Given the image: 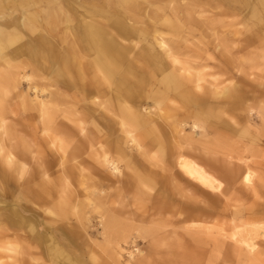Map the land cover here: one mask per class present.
<instances>
[{
	"label": "bare ground",
	"instance_id": "obj_1",
	"mask_svg": "<svg viewBox=\"0 0 264 264\" xmlns=\"http://www.w3.org/2000/svg\"><path fill=\"white\" fill-rule=\"evenodd\" d=\"M43 1L0 0V54L12 46L5 54L7 71L0 74V81L10 84L21 97L23 107L30 109L25 124H32L35 129L40 127L47 133L36 140L28 130L29 142L23 145L24 138L18 127L20 121L16 119L7 124L0 101L1 161L11 171L19 170L20 174L24 167L30 166L28 162H36V171L41 177L35 183V192L30 191L28 206H22L26 197L17 196L19 205L5 210L7 214H4L14 223L17 220L25 223L30 241L45 243L49 253L54 255L62 252L60 244L65 242L67 235L57 231L60 228L51 218L57 212L62 214V201L69 198L72 209L83 208V213L78 215L80 222L84 221L82 227L90 221L88 213H97L101 236L112 243L109 257L113 264H154V261L157 264H189L194 254L174 249L167 254L159 252L158 247L165 243V238L155 234L149 222L142 218V212L155 209L163 213L166 209L173 213V218L178 215L188 218L191 210L198 209L207 214V219L218 213L215 206L223 201V196L241 193L238 197L241 199L246 193L251 196L262 191L264 176L256 178L255 171L247 163L227 165L226 162H249V157L241 152L227 151L224 142L241 139L238 136L243 129L252 125L250 116L236 111L245 110L249 115L254 111L264 124V82L256 83L257 90H253L252 82L241 81L237 71L227 79L219 78L225 72L210 71L212 67L207 61L214 57L209 51L194 49L187 37L182 41L184 44H180L181 40L171 44L162 29L165 26L176 29L173 20L190 23L192 32L196 30L194 27L210 31L224 29L236 54L243 55L239 58L241 61L245 63L248 59L254 63L259 57L263 61L264 55L252 54L251 57L248 49L260 45L259 49L264 51V0H231L233 4L229 6L233 14L229 20H207L208 17L198 20L194 14L205 17L207 9L202 4H208L206 0H193L192 10L182 9L183 5L179 4L180 10L171 7L167 12L163 9L158 16L146 14L130 0H106V4L103 0H66L67 6L75 5L73 9L78 6L82 12L80 22L71 26L73 18L67 11L65 28L69 30L67 35L72 38L73 45L69 44L66 52L58 57L55 46L47 44L41 35L36 44L24 42L14 46L21 37L19 27L35 29L31 20L33 12L38 11L26 9ZM47 1V5L57 3L58 9L64 4L58 0ZM5 5L11 6L13 11L5 14ZM41 8L44 10V6ZM246 17L250 18L249 24L245 22ZM241 34L244 39L237 42ZM244 40L254 46L249 47L251 45L243 43ZM24 55L28 58L21 60V64L13 66L9 62ZM34 56L45 61V65L32 64L30 58ZM70 59L75 63L73 71L69 67ZM27 67H31V71L26 70ZM34 73L49 83L28 85L33 91V96H29L26 90L20 89V83L22 79L32 83ZM253 91L259 92L255 100L253 96L248 103V95L254 94ZM172 95L180 96L185 105H194L198 111L194 114L196 117L202 115L190 126L197 137L182 133L186 121L167 122V113L161 104ZM141 101H147L146 108L153 110L140 114L142 110L136 104ZM49 129L51 133L47 132ZM7 136L13 143L4 156L2 144ZM258 140L261 139L257 136L253 139L254 142ZM17 147L19 154L29 153V160L26 154L14 159L13 148L17 150ZM214 153L216 156H212ZM49 166L55 168L53 177L48 175ZM68 173L78 177L75 188ZM180 173L202 187L203 195L201 201L197 197L198 205L189 195L178 196L182 205L176 200V192L170 185H176ZM1 203H4L2 199ZM115 204L133 206L127 212L131 222L120 226L118 216L111 210ZM22 207L30 211L28 217L24 218ZM232 208L233 212L223 214L231 215L233 221L251 213V209H239L236 205ZM3 211L0 206V217ZM201 228L211 234V228ZM113 230L114 236L108 234ZM14 235L0 232V238L10 239ZM136 237L145 242L144 248L138 252L129 250L126 261L120 263L121 243L127 244L130 238ZM180 238L184 240L183 236ZM225 238L222 229H216L210 257L217 259L218 264H256L264 256V226L240 229L235 225L228 242ZM170 241V244L174 242L173 237Z\"/></svg>",
	"mask_w": 264,
	"mask_h": 264
},
{
	"label": "rangeland",
	"instance_id": "obj_2",
	"mask_svg": "<svg viewBox=\"0 0 264 264\" xmlns=\"http://www.w3.org/2000/svg\"><path fill=\"white\" fill-rule=\"evenodd\" d=\"M58 1L64 3L62 4L60 9H58L59 7L56 6L57 3H50L47 5V3L49 2L47 0L26 9L28 11L30 10L31 12L38 11L33 12V17L31 20L35 23V29L33 31H30L26 26L19 27L18 30L20 31L21 37L18 41L15 42L14 46H18L24 42H31L33 44H36L39 41V35H41L44 36L47 44H53L55 46L58 52L56 56L58 57L62 53L66 52L67 46L69 44H71V46L73 45L72 38L67 35L69 34V30L67 31V29L65 28L67 24V11H69L71 18H73L71 21L73 23L71 24L72 26L80 22L79 17L81 15L82 9L78 6L77 9H73L72 7L75 5H73L71 9L65 4L66 0ZM206 1L208 2V4H202L207 9L205 17H197L196 14H194V16L198 20H204L206 17H208L207 20L230 19L229 16L233 14L229 6V4H233L231 0ZM130 2L134 7L139 6L144 9L146 11V14L148 15L158 16L160 15L159 13H162L163 9L168 12L171 7H174V9L176 8V10L178 11L181 9V5H183L182 9H186L187 11L192 10L191 4L193 0H130ZM102 3L106 4L107 2L106 0H103ZM179 4H181L180 9ZM43 6L44 10L41 8ZM8 7L9 5L4 6L3 12H5V14L13 11V8H11V6L9 8ZM156 7L159 8L158 11L156 10ZM213 7H222V9H215ZM18 8L19 10H21L19 6ZM242 9L245 10V7H243ZM19 10H17L16 13H19ZM50 11L53 12L48 17V13ZM235 17L237 18L238 16L235 15ZM249 20L250 18L246 17L245 22L249 24ZM174 23L176 24V29H170L166 26L162 29L164 37L170 40L171 44H173V41L175 40H181L180 44H184V42L182 41L187 37L190 41L193 42L192 46L194 49L198 48V50L200 51H209V53L214 57L212 59H208L207 61L212 67L210 68V71L214 72L215 69H219V71L225 72L223 76L221 74L219 78L227 79V76L229 74L232 75L237 71L236 74L240 77L241 81L252 82L251 89L253 90H257L256 83L264 82V60H261L262 57L255 59V65L253 61H250L248 59L245 63L241 61L239 58H241V56L243 55L236 54V51L230 44L229 37L224 32V29L214 28V30L210 31L209 29L205 30L200 27H194L196 30L192 32V25L190 23H179L176 20H173L172 25ZM214 27L217 26L215 25ZM239 39L243 40L244 36L242 34L239 35V37L236 38V41L239 42ZM243 43L250 44L251 46L249 47L254 46L249 41L246 42L244 40ZM259 46L248 49L251 57L252 54H257L258 56L264 55V51H261L259 49ZM11 47L6 48L3 51V55L0 54V74H3L4 70L7 71V69L4 68L6 67L7 60L4 59L7 58V56H5V54L7 55V49L10 50ZM262 48L264 49V46ZM34 57H29L32 64H36V66L39 64L45 65V61H40L38 56L35 58ZM27 58L28 57L24 55L20 58L14 59L15 61L9 60V62L14 66V64H21V62L23 60H26ZM236 58L238 64H236ZM70 60L71 61L69 63V67L73 71L75 63L73 59ZM75 60L77 61L76 58ZM223 61H225L226 64L220 65V63H223ZM220 66L222 67V70ZM30 68L27 67L26 70L31 71ZM31 78L32 83H29L30 81L28 82L25 79H22L20 83V89L26 90L25 92L29 96H33V91L28 88V85L30 86L35 83L39 85L49 83L48 80L36 73H34V76L32 75ZM57 86H59L58 83ZM3 88L4 91L6 88V92L1 91L3 90ZM7 91L9 93H7ZM258 92L259 91H253L254 94H249V102L248 99L247 102L251 103L250 98H252L253 96L255 100V94H258ZM0 93L2 94V96L0 97V101L2 104L1 108L4 107V115L7 117V124L16 121V119L20 121L21 125H18V127L19 131H22L20 132V134H22V137L24 138L23 145L29 142V138L27 135L28 130H31V137L33 136L36 140L42 138V136L43 138L47 136V133H45V131L43 130H40V127H37L35 129L32 124H29V126L25 124V121L28 120L27 116L30 113V109L27 110L23 107V104L21 103V97H18L17 92H15L12 86L10 84H7L6 81H0ZM146 102L144 103L141 101L136 104L139 105L140 109L142 110V112L140 113L142 115H145L150 109L153 110L152 108H146ZM161 107L163 108V111L167 113V122L173 121L175 123H180L182 120H184L187 123L182 125V133L185 135H192L197 137L193 132L194 130H192L190 126L195 118H200L202 117V115L199 114L197 117L194 115L198 112L197 109H194V105H185L180 96L172 95L168 100L164 101L161 104ZM236 113H239L242 116H250L252 125L250 128L243 129V133L238 136L241 137V139H231V141L229 142H224V148L227 151H231L232 153L241 152L246 154L249 157V162L226 163L229 166L247 163L252 168V170L255 171L256 178L258 177V175L264 176V124L257 117L254 111L252 115H249L245 110L236 111ZM229 123L231 124L232 122L230 121ZM26 127H30V129ZM196 130L199 131V129ZM47 132L51 133V130L49 129V131ZM256 136L260 137L261 140L254 142L253 139H256ZM210 138L213 140L214 137L212 136V134H210ZM4 143L5 144H2L3 150L1 154L6 156L10 152L9 146L13 143V141L11 142L7 136L5 137ZM183 146L184 148H187L185 144H183ZM19 149L20 148L15 150V148H13V154L15 155L14 159L18 157L22 158L23 155L26 154L28 157L27 160H29V153L23 151L22 154H19ZM47 153L48 156H50L51 152L49 150H47ZM212 156H216V153H214ZM28 163L30 164V166L26 167V169L24 167L22 169V174H20L19 170L11 171V169H8L0 159V199L4 201V203H1L0 205L4 210L0 217V232L5 231L9 234L15 233V235L10 239L0 238V264H113V261L109 257L112 243H110L108 240L105 241L102 238L100 233L102 231V227L101 225H99L97 213H88L87 216L89 217L90 221L88 223H85V225L82 227L81 225L84 221L80 222V217L78 215H81L83 213V208L81 209L80 206L79 209H72L70 206L71 203L68 202L69 198H66L65 202L62 201L60 207L62 214H59L57 212L56 215L51 218V221L54 223V225L60 228L57 231L67 235V239L65 240V242L60 244L62 247V252H57L54 255H51L49 253V250L47 248L48 246L45 243L35 244L30 241V231L27 229L28 227L25 225V223L20 224L18 220L15 221L16 223H14L13 219L9 217V215L4 214V212L7 214L6 211L11 208H16L19 205L16 198L17 196H22L23 199L26 197L27 199H24V201H22V206H28V196H30V191L35 192V183L41 180L40 175L36 171L38 166L36 162ZM158 163L160 164L161 162ZM120 167H123L122 164H120ZM54 171L55 168L52 169V166L48 167V175L50 177L56 175V172ZM68 175L72 187L75 188V185L78 184L79 181L78 177L69 173ZM263 184L264 182L261 184V186ZM170 186L172 191L176 192L175 195L177 197H175L180 204L181 202L178 196L181 194L194 197V199H196L194 200V202H197V205L199 204V201L197 200L198 196V199L201 201L200 197L203 195L202 187L197 185L193 181H189L187 176L183 173H180L178 175L176 185ZM39 194L42 193L39 192ZM67 195L68 194L66 191V197ZM240 195L241 193H230L226 197L223 196V201L219 205L215 206L218 213L214 214L213 217H207V219H205L207 214L201 212L198 209L191 210L188 218L183 215H178L173 218L171 216L173 215V213H169L166 209L162 210L163 213L155 209H151L144 213L142 212V218H145L149 222L150 226L153 227L156 235H159L161 239L165 238V243L158 247L160 253L167 254L170 249H174L180 253L194 254L196 258L194 257V260H191L189 264H218L217 259H215L214 257H210L213 249L212 244H214L213 236L216 234V229H222V232H224L226 236L225 241L228 242L230 232L234 230L235 225H237L240 229H250L254 226H264V185L262 191L259 192V194L250 196L246 193L244 197L242 196V198L239 199L238 197ZM234 204L238 206L239 209H251V213H246L244 217H239L240 219L238 218V220L233 221L231 215L228 216L223 213L233 212L234 209L232 207L235 206ZM132 208L133 206H126L124 204H115L113 209L111 208V210L118 216L120 226L126 225L131 222V220L129 219L130 215L127 212H130L129 210H132ZM21 212L24 218L30 215V211L26 207H22ZM246 223H249V225H246ZM200 226L211 228V234L205 232L202 228L200 229ZM114 231L115 230L110 231L108 234L114 236ZM180 236L184 237L183 241L181 240ZM172 237L174 242L170 244V240ZM131 238L134 237L132 236ZM131 238L128 240L127 244L121 243V246L123 248V250H121V254L123 256L120 255V263H124V261H126L125 259H127L126 257L129 250L138 252L139 250L144 248L145 242L141 238ZM7 247H11V249L7 250ZM154 264H157V262L154 261ZM163 264H173V262H163ZM256 264H264L263 255Z\"/></svg>",
	"mask_w": 264,
	"mask_h": 264
}]
</instances>
